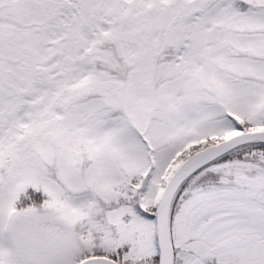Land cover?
<instances>
[{"label": "rangeland", "instance_id": "1", "mask_svg": "<svg viewBox=\"0 0 264 264\" xmlns=\"http://www.w3.org/2000/svg\"><path fill=\"white\" fill-rule=\"evenodd\" d=\"M133 1L122 35L124 53L131 65L146 58L138 70H129V83L121 86L117 79L94 81L82 57L98 49L96 33L107 30L106 8L115 0H0V32H9L13 48L0 52L24 58L28 78L13 79L29 92L21 121L29 117L35 148L50 166H44L41 176L30 167L36 157L14 148L19 160L15 176L0 182V264H78L115 244L128 245L130 256L155 251L159 256L156 217L149 218V211L156 213L171 175L196 148L187 151L193 141L210 137L219 143L241 132L264 130L263 11L249 18L223 4L201 18L194 13L203 0H165L159 6L158 0H120L119 6L127 12ZM7 19L11 22L5 26ZM49 19L57 26L31 30L32 24ZM162 28L181 50L173 70H153L157 77L148 92L147 59ZM230 40L239 48L235 58L226 47ZM252 54L259 58L245 57ZM119 71L126 82L124 70ZM164 71L169 79L156 88ZM85 83L96 86L103 101L83 99ZM123 88H128L124 94ZM102 105L106 109L99 111ZM26 106L32 111H25ZM13 109L11 97L0 98V118L7 119V126ZM225 110L257 128L236 129L220 119ZM48 135L57 140L56 149L43 142ZM83 147L89 149L87 166L81 164ZM256 149L235 150L180 193L182 207L173 213L180 228L175 264H264V146ZM142 171L147 173L141 187L147 212L136 210L138 215L126 221L121 216L130 204L120 203L116 187L123 184V173L134 180ZM30 175L33 185L46 192L47 204L25 203L23 211L15 212ZM103 202L110 206L106 211Z\"/></svg>", "mask_w": 264, "mask_h": 264}, {"label": "trees", "instance_id": "2", "mask_svg": "<svg viewBox=\"0 0 264 264\" xmlns=\"http://www.w3.org/2000/svg\"><path fill=\"white\" fill-rule=\"evenodd\" d=\"M162 1L165 0H158L157 5L159 6ZM120 0H115V2L110 3L107 8H106V15L105 17V24L107 27V30L103 31L102 33H96L95 40H97V48L95 50H87L85 54L82 56L83 57V64L88 70V75L90 78H92L94 81H101L104 82L105 84H109L112 81L119 80L120 84L122 86L129 83L130 78L128 76L130 75L129 70H138V67H136L138 64H143L145 58L142 56L138 60V63H134V65H131L129 63V60L125 56L124 53V47H123V32L125 31V22L127 19V16L131 15V13L134 10V1L130 4V6L126 9L127 12H123L121 9V6H119ZM223 4H225L229 9L234 10L235 14L239 16H244V14L247 17H253L256 15L257 12L263 11L264 12V4H260L258 0H203L202 1V7L194 13V16L196 17H201V18H209L210 15L215 12L216 10H221ZM129 5V4H128ZM145 13L149 14L150 13V8L145 5L144 7ZM128 14V15H127ZM160 19V18H159ZM6 24L9 25L11 22L10 19H7ZM57 26V23L54 19H49L47 22H44L37 26L36 24H32L31 30L34 28H39L41 30L45 28H51V27ZM21 27V25L19 26ZM231 29H234L231 26H227ZM166 28H162L161 30L158 31V37L157 39L153 42V53L151 57H148L147 59V70L148 75H149V81H148V86H147V91H150V87L153 84L152 81H154V77L156 78V74H154L153 70H173L172 66L178 61L179 59V53L181 50L180 44L178 45L175 42H170L169 37H165L168 31H166ZM240 35L241 32L239 30L235 31V34L237 33ZM232 34L231 32H229ZM234 34V35H235ZM8 35L9 32H0V51L1 50H9L13 49L12 46H10L9 41H8ZM234 40H230L228 44H226V47L232 51L233 56L232 57H237L239 55L235 54L237 49V45L233 42ZM100 52V53H99ZM95 54V55H94ZM225 57V56H223ZM230 57V55H229ZM245 57H249L251 59H254V55H248ZM226 58V57H225ZM259 58V57H255ZM261 59V58H260ZM3 66H2V65ZM24 67H26L24 58L14 59L13 57L5 56L2 55L0 52V98L3 96L11 97L14 101V109L8 113V117L12 119V124L10 126L8 125L7 119L0 118V182L2 185L8 183L12 178H14L13 171L16 169V165L19 164V160H17V155L16 152H14V148H25L26 150L30 151L32 155L36 157V161H34V164L31 167V170H34L36 168L37 171L42 172L41 176H44V171L45 169H49L50 166H46L45 160L41 157L42 155L40 154L39 151L35 148L34 140L33 137L30 135L29 129L31 126V121L28 116L24 115V119H26L25 122H22V116L21 114L25 113L24 112V106L26 105V100H25V94H28L29 92H24L18 86H16L13 83V79H18L19 81H22L27 77V73L24 72ZM5 69V70H3ZM222 69V68H220ZM119 70H124L125 73V78L126 82H122L121 76H120V71ZM159 73V72H158ZM228 74L234 78V75L232 73ZM130 77V76H129ZM124 78V79H125ZM248 78V77H246ZM169 79V76H167V73L164 71L162 72V79L157 80L156 82V88L162 84L167 83ZM249 79V78H248ZM248 81V80H246ZM198 85H200L199 81L197 82ZM85 88L82 89L84 90V93L82 94L81 97L83 99H100L103 101V94L98 93L96 90V86H92L90 83H85ZM203 90V88H201ZM117 90V89H115ZM23 91V92H22ZM128 91V88L122 90V93L124 94L125 92ZM80 96L78 97L79 100L81 98ZM78 100V101H79ZM156 103H154V106L152 108V112H155L156 110ZM99 108V111L106 109L105 107ZM27 110L25 111H32L29 106H26ZM103 112H106V116L109 118H115V114L108 110H104ZM102 112V113H103ZM226 119V121L232 122L235 125L236 129L239 130H252L253 128H257L255 124H253L249 119H240L237 116H234L231 114L229 111L225 110L223 116H221L220 119ZM264 125V123H263ZM18 130V131H17ZM198 137V136H196ZM49 141L50 146L53 148H57V140H55L52 136L51 138L48 136L43 137V142L46 143ZM218 142L217 139L215 138H210V137H205L203 139H200V141L197 143L193 141L192 146L187 149V151L191 150L192 147H196L192 149L191 155L195 154L196 152L200 151L201 148H205L209 145H212L214 143ZM247 146H256L259 150L260 146H264V143L261 142H255L251 144L244 145L240 148H237V150H241L244 147ZM38 152V154L35 152ZM198 150V151H197ZM83 157L84 161L81 163L82 166H87L89 164V149L83 147L82 148ZM235 150L231 151L230 153L222 156L221 158L215 160L211 164L203 167L199 171H197L195 174H193L189 179H187L183 185L180 187L178 190L172 207H171V214H170V233H171V241L173 245V250H174V255L175 252L176 254L180 251V243L177 240V233L180 234V228L175 227V223H178L174 220V212L177 210V207L181 208L182 204L178 202V197L180 193L187 187L191 186L192 184L195 183V178L197 176L203 173L205 169L210 167V165L217 163L223 159H226L230 156H232V152ZM87 152V153H85ZM195 152V153H194ZM56 154V151H54ZM189 155L188 157H190ZM187 157V158H188ZM186 158V159H187ZM185 159V160H186ZM45 166V169H44ZM38 173V172H37ZM147 174V173H146ZM146 174L145 171H142L136 175L137 179H132L130 176H128L126 173H123L124 175V180L123 184L121 186L116 187V189H119V194L120 197V203H122L125 207L126 205H129V209L125 211L122 214V219H130L133 217V215L137 214L138 215V210L145 211L147 212V209L145 208L144 204L142 203V195H141V189L144 190L145 182H146ZM40 176V177H41ZM31 179L28 182V187H26L27 191L26 193L21 194L19 198V203L15 205L16 208L13 210L16 211H23L25 208V203L29 205V207H39V205H46L47 203V196L44 194L46 193L44 190L37 189L35 185H33L32 180H34V176L30 175L29 176ZM36 178V177H35ZM203 193V187L200 190ZM129 194V195H128ZM128 195V196H127ZM104 201V200H103ZM106 202V201H104ZM102 203L103 209L106 211L107 209L110 208V206H107V204ZM113 204V203H112ZM111 204V205H112ZM137 210V211H136ZM134 213V214H133ZM145 215V214H144ZM149 218L155 219L156 213L154 212V208L149 211ZM130 247L128 245H119L115 244L114 247L111 249L102 252L100 254L98 251L96 253H93L91 255H88L86 258L97 256V255H104L109 258H112L116 260L119 264H159V256L158 252L155 251L153 254H146L144 255H138V254H132L130 256ZM148 255V256H147ZM205 264H222V263H215V262H205Z\"/></svg>", "mask_w": 264, "mask_h": 264}, {"label": "water", "instance_id": "3", "mask_svg": "<svg viewBox=\"0 0 264 264\" xmlns=\"http://www.w3.org/2000/svg\"><path fill=\"white\" fill-rule=\"evenodd\" d=\"M255 142L264 143V130L241 132L219 143L210 145L188 157L173 172L167 182L156 208L157 245L159 264H174V252L170 233V212L173 200L183 185L193 174L229 152ZM78 264H119L106 256H93Z\"/></svg>", "mask_w": 264, "mask_h": 264}]
</instances>
